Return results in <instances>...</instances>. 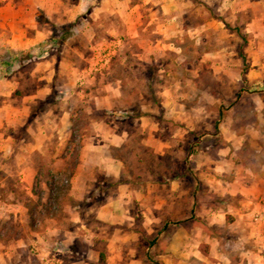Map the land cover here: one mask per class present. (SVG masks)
<instances>
[{"label": "crops", "instance_id": "0c3cea01", "mask_svg": "<svg viewBox=\"0 0 264 264\" xmlns=\"http://www.w3.org/2000/svg\"><path fill=\"white\" fill-rule=\"evenodd\" d=\"M263 5L1 0L0 54L30 57L0 76V264H264V221L254 220L264 202V139L257 161L245 156L241 131L220 125L197 139L195 107L185 110L172 68L191 72L194 83L205 65L195 69L190 48L183 55L191 63L154 65L179 40L195 47ZM51 21L85 26L67 38L84 44L45 49L58 42ZM146 63L169 80L151 78ZM216 135L227 143L203 146ZM131 144L169 157L147 166L136 157L133 169ZM12 179L16 188L6 190Z\"/></svg>", "mask_w": 264, "mask_h": 264}, {"label": "rangeland", "instance_id": "374dc122", "mask_svg": "<svg viewBox=\"0 0 264 264\" xmlns=\"http://www.w3.org/2000/svg\"><path fill=\"white\" fill-rule=\"evenodd\" d=\"M2 1L5 3V1L9 0ZM15 1L21 2L25 0ZM256 11L260 13V22L253 24L252 19L257 15ZM256 11H253L251 7L246 8L244 12L239 14L236 22L226 24L228 27H224L226 30L225 32L219 31L216 34L212 32L210 34L211 39L199 40L197 44H195V47H192L191 42H188L186 38H184V40H179L178 43L174 45L176 49L172 50L173 55H159V61L154 64L162 66L170 60H173L175 64L178 62L184 64L188 62V58L191 63L194 58L192 57L193 59H191V57L183 54L187 52L188 48H190V51H194L195 69H198L202 64L205 65L206 69L195 73L197 79L194 83L191 80V72H181L180 68L178 69L175 66V68H172V74L174 75L175 73V77H177V79L179 78V84L175 86L178 87V97L186 106L185 110L188 108L187 106L190 108L191 106L195 107L198 130L197 139L204 136L206 132L216 133L219 131L220 125L224 126V130H226L227 133H238V131H241L242 134L245 135L242 142H244L243 144L249 149V152L245 156L253 161L260 159L258 156L260 152L255 147H259L264 139L262 138L264 137V55L261 54V51H264V23H262L264 22V5ZM37 18L39 21L44 22L45 17L43 12H38ZM29 19H31V17L29 13L26 12V17L21 20L23 26L29 24ZM74 24L73 26L72 24L61 26L54 22L48 24V27L53 30L54 37L58 39V42L51 41L52 45L45 49H59V47L63 48L66 46L70 53V49L73 52L72 46L77 42L84 44L83 41L75 37L67 41V38L70 36L69 34L75 31H86L85 26L83 27L80 24L77 25L76 22ZM69 26L70 28L65 31V28ZM70 29L73 32L70 31ZM151 35L152 34H149V38L152 37ZM132 46L133 48L139 47L137 43H133ZM205 49L214 52L218 49L221 51L218 55L204 57L202 52ZM7 55V52L3 51L2 54H0V60ZM69 56L72 55L69 54ZM20 65L21 64H19V66ZM146 65L147 66L144 67L142 64L141 68L143 67L144 70L151 75V78L159 82L169 80L170 77L167 76V73L155 72V70L153 72V70H150L151 63H146ZM28 66L29 65L26 67L29 68ZM136 71L138 72L137 67ZM169 73L171 74V72ZM187 75H189V79ZM22 81L29 83V85L26 84V86L31 87L32 83L30 84V82H32V80L28 82L25 75ZM170 81H173L172 78ZM218 142L227 143L222 140L220 135H216V138L213 137L208 138V141L205 140L203 146H210ZM131 150H133V152H131ZM135 150L137 151L134 152ZM125 153L128 158V163L133 169L138 167L140 163L139 160L137 161L136 157L147 158V161H145L146 166L148 163L151 164L150 162L163 164L169 157L168 156L166 159H162L161 157L153 158L150 153L144 151L143 146L137 144H131L130 147L128 146ZM239 155L242 156L243 153L241 152ZM15 188L16 180H8L6 190ZM34 191L37 194H41L43 189H34ZM259 245L261 251L264 252V243L260 241ZM262 261L264 262V260Z\"/></svg>", "mask_w": 264, "mask_h": 264}, {"label": "trees", "instance_id": "16d2710c", "mask_svg": "<svg viewBox=\"0 0 264 264\" xmlns=\"http://www.w3.org/2000/svg\"><path fill=\"white\" fill-rule=\"evenodd\" d=\"M44 20H47L44 18ZM69 27L65 28V31H67ZM46 45V43H43V46ZM30 57V52L27 51H21L18 53H12L8 54L6 57H3L0 60V76H8L12 74L19 64L22 65L24 61H27ZM24 65V64H23Z\"/></svg>", "mask_w": 264, "mask_h": 264}, {"label": "built area", "instance_id": "2783aa9c", "mask_svg": "<svg viewBox=\"0 0 264 264\" xmlns=\"http://www.w3.org/2000/svg\"><path fill=\"white\" fill-rule=\"evenodd\" d=\"M254 220L258 222L264 221V202H263V210L255 215Z\"/></svg>", "mask_w": 264, "mask_h": 264}]
</instances>
